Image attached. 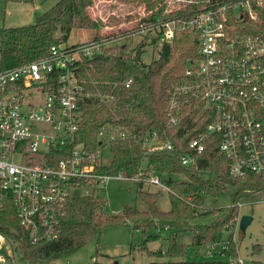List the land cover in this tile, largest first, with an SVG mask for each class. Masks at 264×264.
Instances as JSON below:
<instances>
[{
	"label": "trees",
	"instance_id": "obj_1",
	"mask_svg": "<svg viewBox=\"0 0 264 264\" xmlns=\"http://www.w3.org/2000/svg\"><path fill=\"white\" fill-rule=\"evenodd\" d=\"M124 4L142 3L145 9L152 8L150 15L136 16L131 30H138L140 25H149L157 20L164 21L182 13L187 16L207 5L208 0H179V6L166 7L165 0H116ZM92 0H58L41 14H36L32 25L15 28H0V70H11L18 66L47 57L51 46L64 45L72 30L95 32L92 41L103 42L100 51L89 57L77 56L72 70L82 88L85 97L78 102L80 121L73 137L74 144L93 153L100 147L107 148L110 160L99 162L96 172L108 176L122 174L132 178L140 174L146 177L149 172L157 175L166 174L164 181L169 192L166 193L169 208L159 211L156 202L161 197L157 192L141 191V182L136 183L138 198L145 210L124 207L121 214L110 215L105 211L106 201L98 194V188L90 196H77L67 199L58 214L56 237L51 241L40 240L30 244L28 232L18 227L12 214V207L4 205L0 211V234L14 243V249L26 262L55 260L69 256L94 238L106 226L122 225L130 222L134 230L144 231L148 227H163L188 231L191 235L188 247L194 254L208 255L207 247L215 248V254H234L232 233L223 241L225 231H232L236 225L238 204L252 202L255 196L264 193V179L247 175L232 178L228 174L227 162L218 152L219 138H203V151L195 153L188 148L191 139L203 136L204 122L190 115L180 117L176 126L167 124L165 114L169 91L174 86L187 81L186 69L194 66L198 60L196 53L197 34L182 33L170 43L158 44L156 57L149 63L142 62L143 44L129 49L126 44L112 43L123 33L104 35L100 38L97 31L106 23L91 19L87 9ZM158 4L156 8H153ZM124 16L127 22L132 12ZM121 15H117V19ZM257 20L245 22L246 34L255 35L264 40V3L256 8ZM107 22L114 20L108 15ZM115 18V17H114ZM116 19V20H117ZM118 23V21H116ZM105 24V25H104ZM156 39H154L155 41ZM105 42V43H104ZM155 43V42H154ZM157 43V42H156ZM80 44L70 45L71 48ZM129 81L128 84L126 82ZM194 103H190L192 110ZM198 114V106L193 109ZM111 128L124 131V138L109 140L106 145H99L97 133ZM156 133L163 142H169L171 150L147 152L142 147L143 138L149 133ZM72 144L57 149L53 158H65ZM182 157L190 158L191 163L181 165ZM173 176L182 180L173 181ZM84 182L80 181L79 185ZM230 186L232 204L227 213L216 216L205 225H191L194 218L206 214H216V210H203L201 194L217 196L220 190ZM168 230V231H169ZM156 236H149L142 241L138 251L149 257L182 259L186 254L185 245L175 239V233L166 237V249L149 251L148 241ZM254 246L252 253H258ZM107 259V258H105ZM91 264L97 263L94 259ZM148 264H225L217 260L199 262H150ZM249 264H261L251 261Z\"/></svg>",
	"mask_w": 264,
	"mask_h": 264
},
{
	"label": "built area",
	"instance_id": "obj_2",
	"mask_svg": "<svg viewBox=\"0 0 264 264\" xmlns=\"http://www.w3.org/2000/svg\"><path fill=\"white\" fill-rule=\"evenodd\" d=\"M263 3L208 0L190 16L182 13L138 28L139 33H152L156 44L170 43L182 33L197 34L198 60L185 70L187 81L169 91L167 124L176 126L183 115L205 121L203 136L191 139L188 148L200 153L204 137H218V152L232 178L253 175L264 179V40L243 30L245 22L257 20L256 8ZM102 44L51 46L47 57L0 70V211L4 205L12 207L30 244L56 237L58 214L67 199L90 196L109 180L141 182L169 192L152 171L144 178L140 174L127 178L97 173L101 147L91 153L73 143L80 121L78 102L85 95L72 64L79 55L97 54ZM191 102L193 109L198 106V114L190 109ZM125 136L124 131L111 128L97 133L99 145ZM66 144H72L67 156L55 160L56 150ZM142 147L147 152L172 149L154 132L143 138ZM180 163L186 166L191 159L182 157ZM79 189L84 192L71 195ZM162 230L169 227L164 225ZM4 243L11 250L10 241L0 234V247ZM10 256L9 251L7 258ZM7 258L0 254V264Z\"/></svg>",
	"mask_w": 264,
	"mask_h": 264
},
{
	"label": "rangeland",
	"instance_id": "obj_3",
	"mask_svg": "<svg viewBox=\"0 0 264 264\" xmlns=\"http://www.w3.org/2000/svg\"><path fill=\"white\" fill-rule=\"evenodd\" d=\"M58 0H0V28H15L32 25L36 14H41L53 6ZM166 7H178V0H165ZM182 3V2H181ZM155 4L153 8L158 7ZM93 8L95 12L89 10ZM87 13L91 19H98L102 24L106 23L103 28H100L97 33L100 38L104 35L116 34L119 39L112 43L126 44L127 48L132 49L138 44H143L142 62L149 63L152 61L159 50L156 40L152 33H139V31L131 30L135 25V17L150 15L152 8L145 9L142 3L124 4L116 0H92V4ZM97 9V10H96ZM132 12L127 22H124V16ZM114 20L107 22L108 15H112ZM117 15H121L117 19ZM115 17V18H114ZM117 19V20H116ZM118 21V23H116ZM95 32L87 30H72L69 33L67 41L64 45L85 44L92 41ZM155 42V43H154ZM105 43V42H104ZM101 162L107 163L110 160V153L107 148H103ZM160 178L166 180L168 176L161 174ZM173 181L182 180L179 177L173 176ZM138 186L133 182L109 180L105 183L103 189L98 192L106 201L105 211L110 215H119L124 207L135 208L137 211L145 210V206L136 194ZM143 192L146 190L150 193L157 192L161 197L156 202V207L159 211H167L169 208L166 193L161 192L158 188L151 185H143ZM84 192V189L73 190L71 195H79ZM234 189L230 186L220 190L214 198L207 194H201L203 210H216L218 213L206 214L199 218H194L190 221L191 225L208 224L216 216H221L227 213L228 207L232 204L230 193ZM246 215L251 218L249 225L245 228L243 234L238 229L239 217ZM130 222H125L122 225H112L104 227L98 236L79 248L75 253L69 256H61L55 260H41L35 262H26L20 258L15 245L10 240V248L7 244H2L0 254L3 257H8L9 251L11 258H7L5 264H91L94 259L101 264H148L150 262H199L217 260L221 263H229L240 260L241 264H249L251 261H258L264 264V193L255 196L254 201L242 202L237 208L236 225L232 231H225L222 235L223 241L229 238L232 233V244L234 245V254H215V248L207 247L208 255L202 253L194 254L188 247L190 243V233L188 231L172 228L169 231L162 230V227H148L144 231L134 230ZM158 228H160L158 230ZM171 233H175V239L188 247L186 254L182 259H169L166 257H149L139 252V246L146 237L156 236L157 238L146 243L149 251L166 249V237ZM254 246L259 247L258 253H252ZM107 258V259H105Z\"/></svg>",
	"mask_w": 264,
	"mask_h": 264
},
{
	"label": "water",
	"instance_id": "obj_4",
	"mask_svg": "<svg viewBox=\"0 0 264 264\" xmlns=\"http://www.w3.org/2000/svg\"><path fill=\"white\" fill-rule=\"evenodd\" d=\"M251 218L249 216L243 215L238 219V229L241 234H243L245 228L249 225Z\"/></svg>",
	"mask_w": 264,
	"mask_h": 264
},
{
	"label": "crops",
	"instance_id": "obj_5",
	"mask_svg": "<svg viewBox=\"0 0 264 264\" xmlns=\"http://www.w3.org/2000/svg\"><path fill=\"white\" fill-rule=\"evenodd\" d=\"M89 10L93 11V13L95 12V10H94L93 8H91V7H90V9H89ZM96 10H97V9H96Z\"/></svg>",
	"mask_w": 264,
	"mask_h": 264
}]
</instances>
